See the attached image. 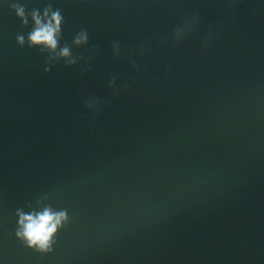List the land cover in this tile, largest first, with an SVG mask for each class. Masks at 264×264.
I'll return each instance as SVG.
<instances>
[{
    "label": "water",
    "instance_id": "obj_1",
    "mask_svg": "<svg viewBox=\"0 0 264 264\" xmlns=\"http://www.w3.org/2000/svg\"><path fill=\"white\" fill-rule=\"evenodd\" d=\"M0 264H264V0H0Z\"/></svg>",
    "mask_w": 264,
    "mask_h": 264
},
{
    "label": "clouds",
    "instance_id": "obj_2",
    "mask_svg": "<svg viewBox=\"0 0 264 264\" xmlns=\"http://www.w3.org/2000/svg\"><path fill=\"white\" fill-rule=\"evenodd\" d=\"M13 7L16 8L17 15L24 19V23L26 24L27 20L24 17V9L16 5H13ZM49 11L50 9H45L44 11V17L47 18L46 22L42 21L38 12L33 11L32 18L35 21V27L29 33L28 40L30 45L42 44L54 51L58 46V35L63 18L59 11L52 12L49 17ZM87 39L86 32L81 31L75 38L74 43L79 45L85 43ZM17 41L22 45L24 37L17 36ZM70 55L71 52L68 47L62 48L59 52L60 57L67 58ZM68 63H74V61L69 60ZM48 70L47 68L45 69V71ZM67 219L65 211L55 212L51 208H45L42 212L34 214L25 215L21 213L19 222L21 230L17 232V235L25 240L29 246H35L39 251H50L54 234Z\"/></svg>",
    "mask_w": 264,
    "mask_h": 264
}]
</instances>
